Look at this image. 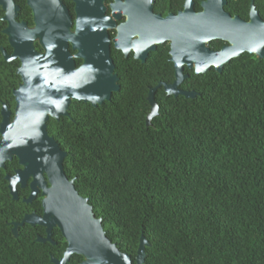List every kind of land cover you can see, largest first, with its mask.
Listing matches in <instances>:
<instances>
[{
	"label": "trees",
	"instance_id": "16d2710c",
	"mask_svg": "<svg viewBox=\"0 0 264 264\" xmlns=\"http://www.w3.org/2000/svg\"><path fill=\"white\" fill-rule=\"evenodd\" d=\"M62 1L74 18L73 0ZM203 1L194 0L197 12ZM16 2L19 20L33 27L26 0ZM182 5L157 0L154 11L177 12ZM250 5L227 0L225 11L248 21ZM254 5L264 19V0ZM3 16L0 8V48L11 54ZM225 44L209 46L221 50ZM36 48L42 51L38 43ZM169 52L168 43L159 45L141 63L112 44L120 90L98 107L73 101L69 117L48 122L49 135L67 154L65 173L133 264L142 236L149 244L144 264H264V60L244 53L221 73L190 71L182 89L196 92L194 99L160 87L158 115L147 124L149 90L174 80ZM19 67V60L5 61L0 50V107L15 105ZM5 191L0 186V264L60 259L67 242L58 228L57 246L37 242V230L28 226L13 235L9 223L20 222L24 213H6ZM83 261L73 255L67 264Z\"/></svg>",
	"mask_w": 264,
	"mask_h": 264
},
{
	"label": "water",
	"instance_id": "95a60500",
	"mask_svg": "<svg viewBox=\"0 0 264 264\" xmlns=\"http://www.w3.org/2000/svg\"><path fill=\"white\" fill-rule=\"evenodd\" d=\"M107 1L73 0V18L62 0H26L33 15L34 26L30 27L17 20L20 7L15 0H0L2 20L7 23L3 33L12 53L0 50L5 61H20L17 75L21 78L13 92L14 120L11 121L5 105L2 109L0 167L3 160L18 156L25 171L31 169L36 173L37 184L43 185L45 171L51 185L44 191L47 197L43 216H25L21 223H14L13 234L17 237L18 226L40 225L46 228L48 236L37 242L53 243L52 230L58 228L67 248L61 259L51 258L53 264H67L73 255L82 256V264H133L131 256L107 237L102 219L95 217L93 206L79 194L75 180L68 179L64 170L67 154L48 133L49 120L69 117L73 101L98 107L120 90L111 56L112 44L125 57L133 52L136 60L145 63L159 45L169 43L175 80L149 90L151 111L147 124L158 115L155 93L160 87L174 97L197 96L194 91L179 88L187 78L183 74L185 66L200 75L211 69L221 73L225 65L244 53L264 60V20L255 0H250L248 21L225 11L227 0H205L200 12L195 11L193 0H185L183 11L167 17L155 13L156 0H115L109 7ZM112 30L116 33L113 39ZM217 40L227 44L220 51L209 46ZM76 60L82 61L80 66ZM10 187L17 198L13 185ZM147 246L142 236L136 264H144Z\"/></svg>",
	"mask_w": 264,
	"mask_h": 264
},
{
	"label": "flooded vegetation",
	"instance_id": "af4514ba",
	"mask_svg": "<svg viewBox=\"0 0 264 264\" xmlns=\"http://www.w3.org/2000/svg\"><path fill=\"white\" fill-rule=\"evenodd\" d=\"M113 1H115V0H113ZM113 1H111V0L107 1L106 2L107 7H109V5ZM15 2H16V0H15ZM156 2H157V0H156ZM184 3H185V0H183L182 9L177 10V12L169 11L168 8L165 7L163 10V13H160L158 15H162L163 17H167L169 14L177 15L181 11H183ZM16 4H17V2H16ZM17 5L20 7V12H19V16H18L17 20L19 22H22L19 20L22 8L19 4H17ZM194 9H195V2H194ZM108 11H110V9H108ZM108 11H107V13H108ZM108 14H110V13H108ZM112 31H114V30H112ZM225 45H227V44H225ZM215 51H220V50H215ZM132 53L133 52H131L130 54H132ZM133 56H134V53H133ZM169 61H170V57H169ZM173 66H174V64H173ZM190 71L194 72V70H189L186 66L184 67L183 74L185 76H187V78H185L184 81L179 85L180 89H182L183 83L190 78V74H189ZM16 74H17V71H16ZM174 80H175V69H174ZM174 80H173V82H174ZM160 83H165V82H159L158 84H160ZM172 83H166V84H172ZM20 84H21V79H20V82L18 83L17 87L12 90V95H13V92L18 89ZM161 88H163V87H161ZM13 97H14V95H13ZM14 102H15V105L13 107H12V105L7 104V103H1L0 125H1L2 120H3L2 109H3L4 105L7 107V110L11 113V115H10L11 121L14 120L15 109H16L15 97H14ZM2 140H3V136L0 133V141H2ZM18 173L21 175H19V177L17 179H15ZM35 175H36V173L31 169H28L27 171H25V166L23 164H21L18 156L13 155L11 159L8 158V159H5L2 161V167H0V186H2V188H4L6 190L5 191L6 194L4 195V198L7 201H9L8 205L5 206L6 210L4 209L6 211V213H24V215L22 217L23 219L25 218V216L32 215V214H34L37 217L43 216V214L45 213L44 200L47 197V194H45L44 191L48 190L51 187V185H50L48 175L45 171L42 172V175H43V177L41 178V182L43 183L42 186L40 184H37V182L35 181V179H36L34 177ZM10 180H13V182H11ZM69 180H71V179H69ZM73 180H75V179H73ZM11 184L14 187V191H15L17 198H14L13 195L11 194V190H12L10 187ZM30 198H31V201L27 202V200ZM23 219L20 222L12 221L9 223L12 226V228H11L12 233H13V229H14V223H21L23 221ZM24 226H28L30 228H35L37 230L38 235H37L36 241L39 238L46 239V237L48 236L47 230L43 226H40V225L31 226V225H27V224H25ZM24 226H18L17 227V234H18L19 229L21 227H24ZM55 229H57V228H54L52 230V234H51V238L53 240V243L52 242H45V243H41V244H47L48 243V244L53 245V246L58 245V243L54 240V237H53ZM64 253H63V255H64ZM51 258H55V257L51 256Z\"/></svg>",
	"mask_w": 264,
	"mask_h": 264
}]
</instances>
